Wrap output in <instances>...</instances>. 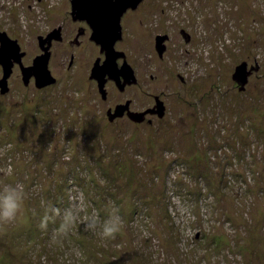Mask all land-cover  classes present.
Here are the masks:
<instances>
[{
    "label": "rangeland",
    "instance_id": "obj_1",
    "mask_svg": "<svg viewBox=\"0 0 264 264\" xmlns=\"http://www.w3.org/2000/svg\"><path fill=\"white\" fill-rule=\"evenodd\" d=\"M153 1L210 41L164 66L155 52L135 53L138 71L152 61L149 86L173 84L162 120L109 122L76 71L33 90L15 70L0 94V184L27 194L0 233V264H264V0ZM34 19V0H0V27L24 48ZM243 59L263 68L239 89L231 74ZM48 205L76 214L67 234L60 218L38 227ZM113 205L123 226L101 241L84 218L103 220Z\"/></svg>",
    "mask_w": 264,
    "mask_h": 264
},
{
    "label": "flooded vegetation",
    "instance_id": "obj_2",
    "mask_svg": "<svg viewBox=\"0 0 264 264\" xmlns=\"http://www.w3.org/2000/svg\"><path fill=\"white\" fill-rule=\"evenodd\" d=\"M82 4L81 8H74L72 0H34L32 42L26 43L29 46H26L27 49L22 47L8 27H0V36L16 40L19 52H23L21 65L14 63L6 79L7 92L0 94L9 93L10 79L15 70L19 72L20 86L33 90L54 86L63 71H76L83 78L93 106L103 110L109 122L151 125L162 120L172 108L170 99L173 92L170 88L173 84L168 83L170 78H165L163 85L149 86L150 81L157 79L156 73H148V79L143 78L142 73L152 69V61L144 57L140 62L144 63V72L138 71L135 53L155 52L156 61L164 66L171 54L188 57L197 50H207L209 38L205 37L202 41L195 39L194 27L185 16L180 15L179 19L174 16V20L169 21L168 15H163L164 8L153 0H83ZM158 36L161 37L160 47H163L161 54L156 47ZM28 49L33 54L31 63L24 60ZM107 49L115 55L113 62L116 69L111 73H104V67L101 68ZM39 57L46 58L48 76L43 75L37 80L27 67ZM241 62H246V69L251 70L246 82L248 85L250 78L263 67L257 60L253 64L245 59ZM123 64L128 66L126 71L120 70ZM186 64L185 59L183 66ZM0 73L2 77L1 66ZM176 75L181 84L186 82L182 74ZM47 81L50 83H45ZM137 114H143L140 121L136 120Z\"/></svg>",
    "mask_w": 264,
    "mask_h": 264
},
{
    "label": "clouds",
    "instance_id": "obj_3",
    "mask_svg": "<svg viewBox=\"0 0 264 264\" xmlns=\"http://www.w3.org/2000/svg\"><path fill=\"white\" fill-rule=\"evenodd\" d=\"M27 194L23 185L16 183L0 184V233L8 226L15 224L24 213ZM60 218L61 223L57 229L60 235L67 234L77 220L76 214L69 210H61L53 205L45 207L43 216L40 218L38 227L47 231L49 222ZM86 227L97 234L101 241L114 240L121 231L123 220L120 210L115 205L111 206L108 215L101 220L95 212L84 218Z\"/></svg>",
    "mask_w": 264,
    "mask_h": 264
},
{
    "label": "water",
    "instance_id": "obj_4",
    "mask_svg": "<svg viewBox=\"0 0 264 264\" xmlns=\"http://www.w3.org/2000/svg\"><path fill=\"white\" fill-rule=\"evenodd\" d=\"M83 0H72L74 8H81ZM161 37H156V47H158V53L161 54L163 47H160ZM20 48L17 44V41L14 39L8 38L6 35L0 36V66L2 67V77L0 78V93L4 94L7 92V83L6 79L9 76L12 66L14 63H19L21 65V57L23 52H19ZM106 60L101 68L104 67V73H111L114 72L116 67L113 62L114 60V53L110 49H107L105 52ZM46 58L39 57V59L33 60V64L30 67H27L29 72H33L36 79L38 77L41 79L43 75L48 76V72L46 69ZM26 68V69H27ZM100 69V68H99ZM128 66L123 64L120 68L122 71H126ZM45 70V71H44ZM101 70V69H100ZM251 70L246 69V62H241L235 66L234 71L232 73V79L239 85V89H243L244 85L247 82V78L250 75ZM41 75V77H40ZM25 78H27V74H25ZM54 80V79H53ZM45 83H50L47 81ZM162 111V110H161ZM160 111V113H161ZM143 114H137L136 120L140 121L142 119Z\"/></svg>",
    "mask_w": 264,
    "mask_h": 264
}]
</instances>
